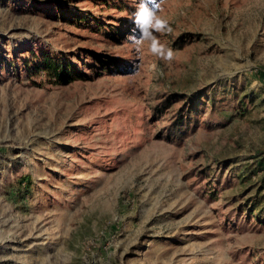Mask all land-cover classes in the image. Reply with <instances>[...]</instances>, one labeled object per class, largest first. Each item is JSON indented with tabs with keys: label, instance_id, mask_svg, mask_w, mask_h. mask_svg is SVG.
I'll use <instances>...</instances> for the list:
<instances>
[{
	"label": "rangeland",
	"instance_id": "rangeland-1",
	"mask_svg": "<svg viewBox=\"0 0 264 264\" xmlns=\"http://www.w3.org/2000/svg\"><path fill=\"white\" fill-rule=\"evenodd\" d=\"M138 2L0 0V264H264L247 211L264 194V0H165L170 64L126 40ZM42 52L88 77L51 83ZM187 105L198 126L179 138Z\"/></svg>",
	"mask_w": 264,
	"mask_h": 264
},
{
	"label": "clouds",
	"instance_id": "clouds-1",
	"mask_svg": "<svg viewBox=\"0 0 264 264\" xmlns=\"http://www.w3.org/2000/svg\"><path fill=\"white\" fill-rule=\"evenodd\" d=\"M164 2L165 0H139L138 3H134L135 11L130 17L134 27L126 40L135 51L137 59L142 55L145 44L148 52L160 61L170 64L175 58L173 49L162 43L156 35L172 32L169 21L161 15ZM151 67L156 70L157 65L153 64ZM137 68L138 65L134 64L133 71L135 72Z\"/></svg>",
	"mask_w": 264,
	"mask_h": 264
},
{
	"label": "trees",
	"instance_id": "trees-1",
	"mask_svg": "<svg viewBox=\"0 0 264 264\" xmlns=\"http://www.w3.org/2000/svg\"><path fill=\"white\" fill-rule=\"evenodd\" d=\"M134 27V24H133ZM101 29L102 26L100 27ZM115 33V30H113ZM35 60L32 62V67L40 72L42 71L47 79L51 81L53 84H62L69 83L76 79H84L87 78V74L80 72L76 68L71 67L65 61L54 57L51 54H46L42 52V54H38L34 57ZM171 96L167 99L165 98L164 102L159 106L163 108L168 107L167 105L170 103ZM213 105V101L211 103ZM192 119V122L190 121ZM198 126V120L195 116V108L194 106H182L176 111V115L168 126V130L170 133L175 135L176 137L184 136L189 130L194 131ZM264 181V176H263ZM248 212L254 213V217L260 221H264V194L259 196L257 199L249 200L248 204Z\"/></svg>",
	"mask_w": 264,
	"mask_h": 264
}]
</instances>
